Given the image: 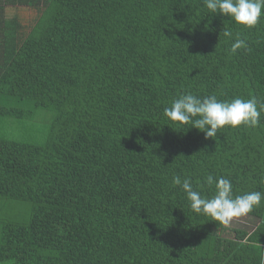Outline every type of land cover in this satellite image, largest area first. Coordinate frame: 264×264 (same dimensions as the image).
Returning a JSON list of instances; mask_svg holds the SVG:
<instances>
[{
	"label": "trees",
	"instance_id": "trees-1",
	"mask_svg": "<svg viewBox=\"0 0 264 264\" xmlns=\"http://www.w3.org/2000/svg\"><path fill=\"white\" fill-rule=\"evenodd\" d=\"M236 39L247 48L232 53ZM185 93L264 101V15L246 27L203 0H0V118L54 111L43 141L0 138V264H264V199L255 228L226 237L174 183L264 194V112L206 138L164 114Z\"/></svg>",
	"mask_w": 264,
	"mask_h": 264
},
{
	"label": "clouds",
	"instance_id": "clouds-1",
	"mask_svg": "<svg viewBox=\"0 0 264 264\" xmlns=\"http://www.w3.org/2000/svg\"><path fill=\"white\" fill-rule=\"evenodd\" d=\"M209 13L226 15L236 23L246 27L255 26L264 15V0H203ZM224 36L231 37L232 32L224 31ZM247 48L243 39H236L230 51L236 53L238 49ZM264 112V101L256 97L248 99L234 98L231 101L218 100L215 95L203 98L190 93L180 95L174 99L170 107L164 109V114L172 121L182 125H191L204 132L205 137H216L219 129L225 125L237 127L241 124L256 127ZM209 185L215 183L216 192L211 198H205L199 191L193 189L189 178L181 181L174 178L190 201V207L197 214L211 216L221 224H229L233 218L246 216L259 206L264 194L251 191L243 195L233 196V185L230 179L223 176L215 179L212 175L206 177Z\"/></svg>",
	"mask_w": 264,
	"mask_h": 264
},
{
	"label": "rangeland",
	"instance_id": "rangeland-1",
	"mask_svg": "<svg viewBox=\"0 0 264 264\" xmlns=\"http://www.w3.org/2000/svg\"><path fill=\"white\" fill-rule=\"evenodd\" d=\"M20 105L27 109L29 104L21 102ZM54 111L51 107L34 109L31 115H25L20 119L13 117L0 118V138L17 139L25 142H41L44 139L45 132L51 122ZM16 209L21 211L24 219L21 223L27 221V216L30 210V204L27 202H18ZM258 218L246 215L233 220L224 225L222 235L231 237L234 235L235 229H240L246 232H251L257 225Z\"/></svg>",
	"mask_w": 264,
	"mask_h": 264
}]
</instances>
